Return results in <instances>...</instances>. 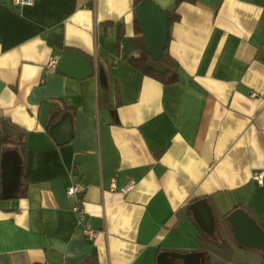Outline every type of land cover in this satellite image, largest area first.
<instances>
[{"label":"crops","instance_id":"obj_1","mask_svg":"<svg viewBox=\"0 0 264 264\" xmlns=\"http://www.w3.org/2000/svg\"><path fill=\"white\" fill-rule=\"evenodd\" d=\"M133 2L0 0V157L10 146L22 159L15 195H0V264H157L163 250H201L203 264H264V252L237 245L221 209L241 206L264 226V176L253 178L264 170V0H179L167 46L176 79L166 82L130 61ZM67 48L91 57V75L58 70ZM44 99L61 106L49 124L70 112L67 141L39 121ZM4 138L23 140V150L2 148ZM75 180L93 237L66 194ZM199 198L212 208L211 228L191 205Z\"/></svg>","mask_w":264,"mask_h":264},{"label":"water","instance_id":"obj_2","mask_svg":"<svg viewBox=\"0 0 264 264\" xmlns=\"http://www.w3.org/2000/svg\"><path fill=\"white\" fill-rule=\"evenodd\" d=\"M133 9L141 25L145 46L153 57H160L169 30L167 11L159 7L153 0H140ZM57 68L65 74L86 77L92 74V59L75 49L67 48L59 55ZM98 82L101 101L105 105L111 104V83L107 68L101 58H98ZM60 109V104L51 99L42 100L39 109V121L48 127L49 134L57 143L67 141L71 135L70 112L68 110L62 111L59 118L49 124L52 114ZM0 158V195L4 197L15 195L21 183V155L18 149L8 146L1 152ZM191 205L201 208L202 216L199 219L211 228L215 218L212 208L206 204L205 198H199ZM221 209L226 213L224 219L228 221L237 245L264 252V226L241 206L233 207L232 204L227 203ZM202 255L203 251L201 250L190 252L163 250L157 256V264H171L172 257L181 258L180 264H203Z\"/></svg>","mask_w":264,"mask_h":264},{"label":"trees","instance_id":"obj_3","mask_svg":"<svg viewBox=\"0 0 264 264\" xmlns=\"http://www.w3.org/2000/svg\"><path fill=\"white\" fill-rule=\"evenodd\" d=\"M140 0H134L135 5L137 2ZM179 0H175V4L171 10H167L168 13V23L169 27L170 25L178 20L179 14L175 11L176 5ZM134 26H135V31L137 32V39H138V56L130 58V61L140 68L145 74L152 76L156 79H159L163 82L166 81H172L176 79V74L174 69L176 68L177 64L176 62L169 56L168 54V41H169V33L167 34L166 38V44L163 49V52L160 57L155 58L153 55L148 51L147 47L145 46L144 43V38L142 34V29L140 22L134 17ZM159 67H165V69H161ZM2 143V148L6 146V144L10 143L14 145L15 147L19 148V150H23L24 148V141L23 140H13V139H1ZM24 193V192H23ZM206 264H213L209 260H207Z\"/></svg>","mask_w":264,"mask_h":264},{"label":"built area","instance_id":"obj_4","mask_svg":"<svg viewBox=\"0 0 264 264\" xmlns=\"http://www.w3.org/2000/svg\"><path fill=\"white\" fill-rule=\"evenodd\" d=\"M32 0H13L14 3H30ZM262 176H264V170H258L253 173V178L261 183ZM134 182L127 181L121 188L120 191L127 192L133 187ZM84 189V184L80 181H73L66 187V194L74 197V203L72 209L76 214L77 221L81 223V229L84 234L88 237L95 236V231L91 228L90 224L84 221L85 210L82 205V192Z\"/></svg>","mask_w":264,"mask_h":264}]
</instances>
